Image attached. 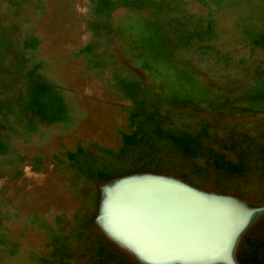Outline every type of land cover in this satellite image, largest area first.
Here are the masks:
<instances>
[{"label":"rangeland","instance_id":"374dc122","mask_svg":"<svg viewBox=\"0 0 264 264\" xmlns=\"http://www.w3.org/2000/svg\"><path fill=\"white\" fill-rule=\"evenodd\" d=\"M259 107L264 0H0V264H264L242 199L211 246L127 234Z\"/></svg>","mask_w":264,"mask_h":264},{"label":"crops","instance_id":"0c3cea01","mask_svg":"<svg viewBox=\"0 0 264 264\" xmlns=\"http://www.w3.org/2000/svg\"><path fill=\"white\" fill-rule=\"evenodd\" d=\"M252 109L250 112L254 111ZM235 112L248 113L246 107L239 106L230 113ZM250 122L254 124L247 120L240 122L238 127L220 131L225 136L217 138L218 143H213L214 146L192 145L187 153L182 148L178 171L196 179L186 183L197 192L248 202L250 210L245 212L243 224L247 221V213L257 210L262 214L256 227L264 231V112ZM254 132L259 135H252Z\"/></svg>","mask_w":264,"mask_h":264},{"label":"water","instance_id":"95a60500","mask_svg":"<svg viewBox=\"0 0 264 264\" xmlns=\"http://www.w3.org/2000/svg\"><path fill=\"white\" fill-rule=\"evenodd\" d=\"M224 199L208 197L168 182V203L163 215L158 220L152 212L139 217L132 214L134 223L127 229V234L134 242L148 248L161 245L173 251L211 246L228 233L232 226L231 214H238L235 203ZM144 202L142 200L134 207L143 206ZM152 209L156 210V204Z\"/></svg>","mask_w":264,"mask_h":264}]
</instances>
